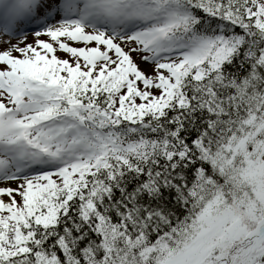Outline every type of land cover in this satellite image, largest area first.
Returning a JSON list of instances; mask_svg holds the SVG:
<instances>
[{
	"label": "snow or ice",
	"instance_id": "snow-or-ice-1",
	"mask_svg": "<svg viewBox=\"0 0 264 264\" xmlns=\"http://www.w3.org/2000/svg\"><path fill=\"white\" fill-rule=\"evenodd\" d=\"M0 264H264V0H0Z\"/></svg>",
	"mask_w": 264,
	"mask_h": 264
}]
</instances>
